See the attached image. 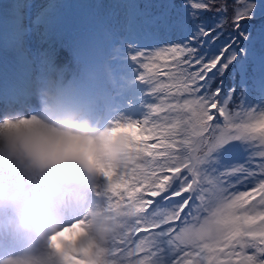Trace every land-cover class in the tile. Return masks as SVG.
<instances>
[{
	"label": "rangeland",
	"instance_id": "obj_1",
	"mask_svg": "<svg viewBox=\"0 0 264 264\" xmlns=\"http://www.w3.org/2000/svg\"><path fill=\"white\" fill-rule=\"evenodd\" d=\"M71 1L0 0V31H29L18 45L23 50L36 45L37 60L47 66L51 59L65 80L72 74L76 101L93 96L90 82L97 92L100 53L115 41L110 54L115 82L106 95L113 114L102 143L113 144L106 152L117 150L123 160L115 171L118 187L128 193L122 201L117 197L118 203L99 190L83 196L87 202L92 196L95 207L82 211V223L60 231L69 234L68 245L83 247L75 259L81 264H264V50L254 49L264 44V0H176L170 8V0ZM75 2L83 26L62 18ZM201 33L206 37L191 42ZM8 41L0 37L3 47ZM37 47L46 49L42 59ZM60 48L74 67L57 58ZM248 58L256 73L252 83L245 76ZM82 74L87 81H81ZM236 75L237 96L239 86L243 93L231 110ZM212 103L218 108L209 113ZM7 156L0 151V208L7 211L13 182L25 176L42 193L34 199L35 212L37 203L49 199L43 192L49 182L45 169L56 174L64 161L13 158L24 165L12 167ZM169 194L178 197L170 200ZM89 215L88 232L69 233L71 227L88 228ZM25 244L34 248H20L12 264H42L38 254L47 245L28 237Z\"/></svg>",
	"mask_w": 264,
	"mask_h": 264
},
{
	"label": "bare ground",
	"instance_id": "obj_2",
	"mask_svg": "<svg viewBox=\"0 0 264 264\" xmlns=\"http://www.w3.org/2000/svg\"><path fill=\"white\" fill-rule=\"evenodd\" d=\"M35 47H36V45L31 47V50L33 52H36V51H34ZM45 50L46 49L44 47H40V48L37 47V54H39V57L41 59L43 58V53L45 52ZM56 53H57L58 59L65 60L66 62L69 63L70 67H74L72 58L68 54L67 50L60 48L56 51ZM44 60H46V63H47V60H49V59L45 58ZM19 64H20V61H14V64H7V63L2 62L0 60V73H2V75L0 76V101L4 102V104L8 107V109H10L13 106L16 99L20 97L19 92L23 93L25 91V89L27 88V84L24 82V79L27 76V72H25V70H21L19 72L15 71V70H17L16 65H19ZM46 65L47 66H44L42 63L41 64L33 63L32 66H34V68L32 69V72L30 73V75L33 76V75L37 74L38 71H40L41 69H45V70L50 69L53 65V61L50 59L48 61V64H46ZM7 76H14V77L13 78L8 77L9 79L7 80V83H6V81L3 82V78L7 77ZM81 81L82 82L87 81V78L84 74L81 75ZM74 83H75L74 81L67 79L65 85L62 88L65 90V92H68L69 90L71 91V88L73 87ZM33 85H39V82L33 83ZM9 90H11L13 93L10 94ZM110 90H111V87L108 91L110 92ZM98 97L100 100L102 99L101 93H99ZM94 103L99 104L97 101H94ZM74 112H80V111H74ZM5 116L8 117V116H10V114H4V115L0 116V118L5 117ZM108 123L106 124V126L108 125ZM13 125H16L17 127L21 126L18 123H14ZM70 125L73 126L72 124H69L67 121H65L60 126L63 128L65 126H70ZM108 127H109V125H108ZM5 130H7V128H5L4 126H0V133H2ZM126 136H127V134H126ZM125 139H127V138H125ZM61 141L62 142L59 145H57V147H56L57 152L47 153V156L51 161H55V162L61 161L64 158L65 154H66V156L69 155V153H70L69 149L71 147L72 141H74V138L72 140L62 138ZM124 143H126V142H124ZM64 145H67V146L64 147ZM106 146H111V144H107ZM46 148H47V145L45 147L44 143L40 142L37 146V152H43V151H45ZM0 151L11 153L14 155H16V154L24 155L25 154V151L20 149V146L14 141L13 138L7 137L5 135H0ZM126 156L130 157V154H127ZM115 178L116 177L114 176L113 179H115ZM102 196H104V194H102ZM4 217H6V215ZM3 219L4 218H0V231H2V232H4L7 229V227L10 225V223H9L10 221H8L7 219L6 220H3ZM21 249H22V247H21Z\"/></svg>",
	"mask_w": 264,
	"mask_h": 264
},
{
	"label": "trees",
	"instance_id": "obj_3",
	"mask_svg": "<svg viewBox=\"0 0 264 264\" xmlns=\"http://www.w3.org/2000/svg\"><path fill=\"white\" fill-rule=\"evenodd\" d=\"M172 1V6H176V0H171ZM199 38H201V34H200V36L199 37H196V38H194L193 40H192V42L195 40V39H199ZM200 41V40H199ZM257 44H260L259 42L257 43ZM264 45V44H263ZM263 45H261V46H257L256 47V51L257 52H261V51H263L264 50V47H263ZM187 47V46H186ZM192 50V49H191ZM248 61H250L251 63H246L245 65H246V70H247V72L248 73H245V76H246V78H247V82L248 83H252V77L254 76V75H256V73L255 72H253V70H252V66H253V63H252V60H251V58H248ZM231 65H232V63H230ZM220 75H223V72H219L218 73V75H217V78H216V80H215V84L217 83V81H218V79L220 78L219 76ZM236 78H235V84H236V86H232V88H231V96H230V98H229V101H228V107H229V109H234V108H236V107H238L239 106V104H238V102H239V100H240V94L242 95V93H243V90L241 89V87L239 86V93H238V96H237V87H238V85H239V80H240V76L239 75H236L235 76Z\"/></svg>",
	"mask_w": 264,
	"mask_h": 264
}]
</instances>
